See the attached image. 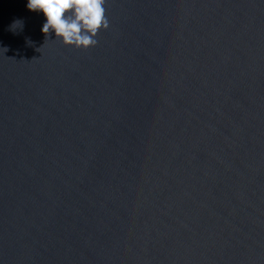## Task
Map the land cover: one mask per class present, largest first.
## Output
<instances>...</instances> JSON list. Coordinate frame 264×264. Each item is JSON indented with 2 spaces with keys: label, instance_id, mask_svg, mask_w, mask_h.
<instances>
[{
  "label": "water",
  "instance_id": "obj_1",
  "mask_svg": "<svg viewBox=\"0 0 264 264\" xmlns=\"http://www.w3.org/2000/svg\"><path fill=\"white\" fill-rule=\"evenodd\" d=\"M0 0V264H264V0H106L88 49Z\"/></svg>",
  "mask_w": 264,
  "mask_h": 264
},
{
  "label": "clouds",
  "instance_id": "obj_2",
  "mask_svg": "<svg viewBox=\"0 0 264 264\" xmlns=\"http://www.w3.org/2000/svg\"><path fill=\"white\" fill-rule=\"evenodd\" d=\"M106 0H28L27 8L43 12L46 23L42 32L47 37L55 32L67 46L88 49L96 46L95 37L109 27Z\"/></svg>",
  "mask_w": 264,
  "mask_h": 264
}]
</instances>
